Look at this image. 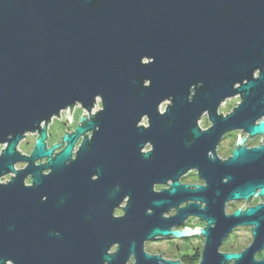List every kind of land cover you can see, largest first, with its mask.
<instances>
[{
    "label": "water",
    "instance_id": "1",
    "mask_svg": "<svg viewBox=\"0 0 264 264\" xmlns=\"http://www.w3.org/2000/svg\"><path fill=\"white\" fill-rule=\"evenodd\" d=\"M263 68L264 0H0V264H127L132 255L135 264H180L144 253L145 241L169 236L145 204H172L186 187L175 183L157 198L152 186L192 168L207 183L190 192L207 203L200 264H264L256 259L264 203L225 213L231 201L264 202V147L236 149L225 162L216 155L228 133H264V122L255 125L264 116V73L254 78ZM238 96L234 112L219 116ZM97 99L102 110L35 167L59 148L45 150L53 118L77 104L90 113ZM205 113L212 127L202 131ZM145 118L148 128L140 126ZM42 125L31 156H22L20 143ZM148 141L154 152L143 155ZM17 163L29 166L17 172ZM8 175L15 176L2 184ZM126 197V215L113 218ZM239 227L252 228L253 243L222 253Z\"/></svg>",
    "mask_w": 264,
    "mask_h": 264
},
{
    "label": "flooded vegetation",
    "instance_id": "2",
    "mask_svg": "<svg viewBox=\"0 0 264 264\" xmlns=\"http://www.w3.org/2000/svg\"><path fill=\"white\" fill-rule=\"evenodd\" d=\"M262 73H264V68L258 69L254 75V78L258 80ZM238 97L241 99L240 96ZM220 108H219V114H220ZM101 109H102V105L99 107V111ZM70 110L72 113L71 118H67L66 116L61 117V118H54L53 121H51L48 124L47 131H46L47 139L45 141V145H46L45 150L49 151L55 146H59V148L53 152L51 158H43V159L36 161L34 164L35 167H38L40 165L44 166V165L49 164L51 160H54L61 152H63V150L67 146V143L65 142V138L72 137L75 134L77 127L80 126V121L82 118L86 117L87 120L89 121L90 119L95 117V115H97L94 109L90 113H88L86 110L83 109V107L80 104H77L73 109H70ZM80 111L82 113L78 115ZM221 116H224V115L221 114ZM227 116H224V117H227ZM204 117H207V120L209 123L210 121H209L208 113L203 114L201 120ZM144 120H147V119L145 118ZM263 122H264V116L260 117L258 121L255 123V125L258 126ZM142 123L140 126H143ZM44 127L45 125H42L41 128L37 130L35 133L27 134L25 136L26 139L30 138L34 142V145L29 154H23L22 152L19 151V147L21 145L20 143L18 147V151L21 153L22 156H25V157L31 156L35 148L36 141L39 138L41 134V130H43ZM144 127H147V126H144ZM211 127H212V124H211ZM208 129L209 127H207V129L201 128L202 131H206ZM237 133L240 135V138H237L238 136ZM91 138H92V133H87V134H84L78 137V140L73 146V150L71 153V161L77 160L79 151L85 139L91 140ZM230 139H234V142L232 143L233 145L229 144L231 148L230 153L227 155L225 159H222L219 156V152L221 151L222 146L225 145V143ZM243 147H245L247 150H253V149H258L259 147H264V133L262 135H257L255 137H251L250 134L246 133L243 130L228 133L223 138H221V141L218 144L217 149H216V155L222 162H225L233 157V154L236 149H241ZM152 152H154V145L151 141H148L144 149L141 151V153L143 155H146ZM206 157L207 159L209 158L214 159L213 152L209 153L208 151ZM70 163L71 162H68L67 165H69ZM28 166L29 164L27 163H17L14 169L15 171L19 172V171L26 170ZM49 173H50V170L44 171L42 172V175L46 176ZM8 176H11V179H12V177H14L15 175H8ZM4 179L5 178H3V180ZM93 180L94 181L98 180V177L94 176ZM175 183H178L180 187H186L187 190L185 193H180V195H178V199L174 200L172 204L163 206L161 208H154L152 206L153 203L151 200H148L145 204V213L148 216V218H150L151 215H154V218L156 221L155 224L162 226V227H166L169 231V236H166V237L156 236L152 240L145 241L143 245L144 247L143 251L146 255H149L151 257H161L164 261H170V262L180 263V264H200L202 260V256H203L204 247L206 244V238L201 233L202 231L207 230V227H208V222L203 220L200 217V215H202V212L207 209V203L193 201L191 198L194 196L190 192L196 191L198 187L206 188L207 183L205 179L201 177L199 169L192 168L177 178L169 177V178L164 179L160 183H155L152 186V193L158 198L164 192L171 191ZM25 185L27 186L33 185L32 176L29 175L27 177V179L25 180ZM129 200L130 198L126 197L122 201V203H120L114 209V212L112 215L113 218L120 219L126 215L125 209L128 205ZM263 203L264 202L262 198L259 197L258 195L250 198L249 200L231 201L226 204L225 213L227 216H231L235 214L238 210H241L243 214L248 209L257 207L259 205H262ZM195 204L200 206L199 210H195V208L193 207V205ZM245 205L247 206L246 208L244 207ZM228 211L231 213H228ZM147 221L149 220L147 219ZM200 224H202L204 228L200 229L202 231H197V229L199 228L198 226H202ZM243 228H246V227H239L235 229L229 235V237L225 240V242L230 239L231 235L235 231H239ZM175 232L183 233L185 234V236L182 238H177L174 235ZM117 248H118V245H113L108 254L112 255L116 253ZM135 262H136V259L134 255H132L127 264H135Z\"/></svg>",
    "mask_w": 264,
    "mask_h": 264
},
{
    "label": "rangeland",
    "instance_id": "3",
    "mask_svg": "<svg viewBox=\"0 0 264 264\" xmlns=\"http://www.w3.org/2000/svg\"><path fill=\"white\" fill-rule=\"evenodd\" d=\"M97 103L99 105V107L101 106L100 103L101 101L99 99H97ZM170 102H166L165 104L162 105V110L161 112H165L166 108L168 105H170ZM241 104V99L239 97L234 98V99H230L227 100L220 108V114L227 116L229 114H231L232 112H234V109L237 108L239 105ZM102 110V109H101ZM82 112L80 111L78 115H80ZM98 113V112H96ZM95 113V114H96ZM67 116L66 113H63L61 117ZM143 126H148V122L147 120H144L142 123ZM200 127L202 129H207V127L211 128V123H208L207 117H204L201 122H200ZM237 138H240V135L237 133ZM236 136V135H235ZM233 138V137H231ZM236 138V137H234ZM234 142V139H230L228 140L225 145L222 146L221 151L219 152V156L222 159H225L227 157V155L230 153V146L229 144L233 145L232 143ZM34 142L30 139L27 138L25 139L20 147H19V151L22 152L23 154H29L33 148ZM4 147H2L0 149V153L3 150ZM11 176H7L5 177V179L1 180V182L3 184L10 182ZM7 181V182H6ZM246 208V207H245ZM228 213H231L228 211ZM202 225V224H200ZM198 231H202L200 229L204 228V226H198ZM252 228H243L239 231H235L230 239L228 241L225 242L224 245H222L220 251L222 253H241L243 252L247 247H249L252 243H253V234H252ZM264 258V252L261 254H258L256 259L258 261L262 260Z\"/></svg>",
    "mask_w": 264,
    "mask_h": 264
},
{
    "label": "bare ground",
    "instance_id": "4",
    "mask_svg": "<svg viewBox=\"0 0 264 264\" xmlns=\"http://www.w3.org/2000/svg\"><path fill=\"white\" fill-rule=\"evenodd\" d=\"M147 86H149V84H147ZM165 104V103H164ZM168 107V106H167ZM160 110H162V106L160 107ZM63 113H66L67 114V116H71L72 117V113H71V110H65V111H63V112H61V115H60V117L62 116V114ZM221 114H219V116H220ZM55 118H58V117H55ZM69 118V117H68ZM54 119V118H53ZM53 121V120H52ZM199 124H200V122H199ZM149 127V125L146 127V128H148ZM143 250H144V247H143Z\"/></svg>",
    "mask_w": 264,
    "mask_h": 264
},
{
    "label": "built area",
    "instance_id": "5",
    "mask_svg": "<svg viewBox=\"0 0 264 264\" xmlns=\"http://www.w3.org/2000/svg\"><path fill=\"white\" fill-rule=\"evenodd\" d=\"M68 110H70V109H68ZM94 110H95V112H99V105H98V103L95 105Z\"/></svg>",
    "mask_w": 264,
    "mask_h": 264
}]
</instances>
